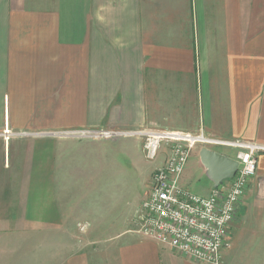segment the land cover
I'll list each match as a JSON object with an SVG mask.
<instances>
[{
  "label": "crops",
  "instance_id": "1",
  "mask_svg": "<svg viewBox=\"0 0 264 264\" xmlns=\"http://www.w3.org/2000/svg\"><path fill=\"white\" fill-rule=\"evenodd\" d=\"M4 129L20 136L0 137V264H204L139 231L162 161L141 198L110 191L97 210L73 209L75 195L112 190L98 174L121 169L116 140L137 138L77 132L202 129L264 144V0H0ZM11 169L22 182L7 197ZM220 264H264V153Z\"/></svg>",
  "mask_w": 264,
  "mask_h": 264
},
{
  "label": "built area",
  "instance_id": "2",
  "mask_svg": "<svg viewBox=\"0 0 264 264\" xmlns=\"http://www.w3.org/2000/svg\"><path fill=\"white\" fill-rule=\"evenodd\" d=\"M77 135L105 140L120 135L140 138L147 161L157 160L161 151H166L161 165L151 174L150 187L140 205L139 231L193 262L220 264L228 247L229 227L236 220L245 189L255 174L256 156L264 153V144L213 138L202 129L195 133L159 129L127 134L81 131ZM12 136L20 134L8 129L0 133L4 142ZM217 147L236 151L234 157L222 154L238 163L234 176L214 187L207 197L182 187L180 177L193 151Z\"/></svg>",
  "mask_w": 264,
  "mask_h": 264
},
{
  "label": "rangeland",
  "instance_id": "3",
  "mask_svg": "<svg viewBox=\"0 0 264 264\" xmlns=\"http://www.w3.org/2000/svg\"><path fill=\"white\" fill-rule=\"evenodd\" d=\"M114 139V138H112ZM107 139V140H112ZM105 140V139H101ZM117 147L115 146L113 157L114 161L117 165L120 166L121 169H117L118 167H115L114 169H111V165H107L108 168L103 171L102 173L98 174V178L96 179V182H111L115 185H113L112 190H98L93 189L91 190V195L89 194L86 196L85 200L84 198H81L79 195H75L74 198H70L72 201V207L77 205L79 208H83L84 205L91 206V208H94V210L99 209V204L104 201H108V199L111 197V192H114L115 195L120 200L124 199H132V198H141L143 196L144 191L147 189L146 178H147V172L150 170V168L153 165L158 164L160 161H162V158H165L167 155L166 151H161L159 154L157 160L155 161H147L145 160L142 152V145L140 138H130V139H119L116 140ZM126 144L127 151H124L122 144ZM120 146V147H119ZM117 148V149H116ZM164 150V149H163ZM213 151L224 154L230 157H234L235 150H228L225 148H212ZM199 152L198 149L194 150L193 153ZM2 158L0 157V164H1ZM116 165V166H117ZM202 166V165H201ZM186 175H185V185L186 189L191 191L192 193L199 195L201 197L207 196V191L212 186L211 181L205 174V171H203L202 167L198 165V159L194 155H192L186 164ZM14 170L11 169L10 171V185L8 196H14L15 192L17 191V184L22 182L21 177L18 175H15ZM12 174V175H11ZM0 175L3 176V172L0 169ZM3 179V178H2ZM15 186V187H14ZM107 186V185H106ZM114 186H118L120 188L115 189ZM108 191L110 193H108ZM100 193V196L97 194ZM97 193V194H96ZM70 203V202H69ZM77 203V204H76ZM141 205V204H140ZM140 205L138 208V212L140 209ZM97 206V207H94ZM97 208V209H95ZM74 210L76 209L73 208ZM72 211V214H75V211Z\"/></svg>",
  "mask_w": 264,
  "mask_h": 264
},
{
  "label": "water",
  "instance_id": "4",
  "mask_svg": "<svg viewBox=\"0 0 264 264\" xmlns=\"http://www.w3.org/2000/svg\"><path fill=\"white\" fill-rule=\"evenodd\" d=\"M198 157L205 174L214 187L230 180L238 167V163L232 158L205 148L199 150Z\"/></svg>",
  "mask_w": 264,
  "mask_h": 264
}]
</instances>
